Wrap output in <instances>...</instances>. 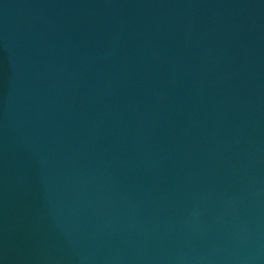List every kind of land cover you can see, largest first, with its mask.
I'll use <instances>...</instances> for the list:
<instances>
[{
	"label": "water",
	"instance_id": "obj_1",
	"mask_svg": "<svg viewBox=\"0 0 264 264\" xmlns=\"http://www.w3.org/2000/svg\"><path fill=\"white\" fill-rule=\"evenodd\" d=\"M0 264H264V0H0Z\"/></svg>",
	"mask_w": 264,
	"mask_h": 264
}]
</instances>
